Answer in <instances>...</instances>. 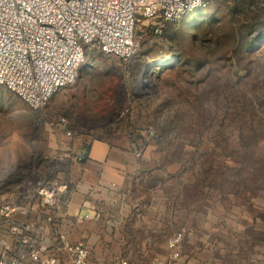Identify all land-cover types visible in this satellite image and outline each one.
<instances>
[{"label":"rangeland","instance_id":"374dc122","mask_svg":"<svg viewBox=\"0 0 264 264\" xmlns=\"http://www.w3.org/2000/svg\"><path fill=\"white\" fill-rule=\"evenodd\" d=\"M136 43V59L141 67L148 66L142 80L136 64L131 67L116 57L100 60L97 66L83 67L75 82L58 92V104L52 99L39 112L0 85V158L19 160L23 146L29 169L44 173L51 161L77 155L80 147L76 153L61 148L77 144L75 128L69 127L71 135L54 131L66 117L71 126H96L95 137L106 135L103 127L118 135L144 132L136 148L170 171L171 196L182 198L188 208L174 209V200L171 209L158 204L137 215L130 207L103 206L100 218L81 222L63 207L55 212L46 234L49 245L61 239L84 242L91 264H100L98 258L102 264H153L166 257L167 240L176 231L172 222L200 204L205 216L213 206L217 216L236 207L264 216L262 1L205 0L162 34L142 19ZM24 177L10 182L12 188L2 186L0 194L12 196ZM247 249L238 251L240 263L254 255Z\"/></svg>","mask_w":264,"mask_h":264},{"label":"built area","instance_id":"2783aa9c","mask_svg":"<svg viewBox=\"0 0 264 264\" xmlns=\"http://www.w3.org/2000/svg\"><path fill=\"white\" fill-rule=\"evenodd\" d=\"M264 4V0H261ZM205 0H0V85L15 93L33 111L75 82L82 67L116 57L139 67L136 26L143 19L155 34L178 24ZM132 70V69H131ZM59 127L71 135L70 120ZM140 158L142 149H136ZM55 169L51 168L50 174ZM4 178L0 176V190ZM0 194V264H89L84 242L59 241L49 254L47 229L59 213L67 190L37 170L13 189ZM53 211L54 215L50 212ZM184 232L167 240L169 256L153 264H178Z\"/></svg>","mask_w":264,"mask_h":264},{"label":"crops","instance_id":"0c3cea01","mask_svg":"<svg viewBox=\"0 0 264 264\" xmlns=\"http://www.w3.org/2000/svg\"><path fill=\"white\" fill-rule=\"evenodd\" d=\"M57 94L50 99H54V104L61 101ZM47 112L46 109L45 115ZM74 117L78 119L77 115ZM88 117L93 121L96 119L95 115ZM70 128H75L74 132L78 135L77 144L75 143L73 148H61L73 149L75 152L80 147V152L71 158L51 161L49 166L50 169H55L54 172L50 174L49 169L42 174L49 180L67 187L66 192L59 198L60 209L63 207L75 222H81L83 219L97 220L102 215L103 206L130 207L138 215L141 209L149 207L153 210L158 204H166V209H171L174 200V209L186 205L182 198L177 200L171 196L175 194V191L172 192V176H168L170 171L162 168L157 158H150L147 153L140 158L135 155L136 143L143 140L144 132L132 136L118 135L103 127L102 133L105 131L106 135L95 137L96 126L83 122ZM54 131L66 134L59 126H56ZM11 149L5 151L7 155ZM23 151L24 147L21 146L22 155L19 160L0 158V176L4 178L2 186L11 184L15 178L22 177L23 174L26 176L32 171L28 167V160L25 162L22 158ZM85 154L87 157L83 160ZM13 186L14 184H11L10 188ZM211 208L209 215L205 216L203 204H200L199 210H186L181 219L172 222L176 230H172L173 234L184 232L178 264H264V216L254 215L250 210L244 211L237 207L233 212L230 210L225 212V215L217 216L215 207ZM261 209H264V202ZM168 215L167 212L166 216ZM248 243L253 246L249 247ZM45 244L49 248V254L56 253L59 248V242L56 246L49 245L47 237ZM247 248H252L254 255H246L247 263H240L238 251H246ZM167 252L166 257L160 259H167L170 253L168 248ZM98 260L102 264L103 260Z\"/></svg>","mask_w":264,"mask_h":264},{"label":"water","instance_id":"95a60500","mask_svg":"<svg viewBox=\"0 0 264 264\" xmlns=\"http://www.w3.org/2000/svg\"><path fill=\"white\" fill-rule=\"evenodd\" d=\"M86 157H87V154H85V155H84V158H83V160H85V159H86Z\"/></svg>","mask_w":264,"mask_h":264},{"label":"bare ground","instance_id":"6f19581e","mask_svg":"<svg viewBox=\"0 0 264 264\" xmlns=\"http://www.w3.org/2000/svg\"><path fill=\"white\" fill-rule=\"evenodd\" d=\"M148 66H146V68H147Z\"/></svg>","mask_w":264,"mask_h":264}]
</instances>
